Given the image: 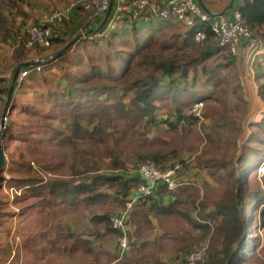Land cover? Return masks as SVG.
<instances>
[{
  "label": "trees",
  "instance_id": "16d2710c",
  "mask_svg": "<svg viewBox=\"0 0 264 264\" xmlns=\"http://www.w3.org/2000/svg\"><path fill=\"white\" fill-rule=\"evenodd\" d=\"M27 3L30 0H0V38L12 46L14 65L9 77H0L1 106L6 103L14 71L33 49L41 51L58 47L77 33L103 23L106 14L92 17L78 4L68 18L60 23H52L50 46L39 43L27 46L28 34L22 31L25 22L16 31L7 26L12 21L7 15L12 8H19L32 26L40 24L41 18L38 15L33 17L25 9ZM115 6L116 0L110 16L98 30L81 38L61 57L43 64L40 70L25 66L30 72L15 86L2 140L9 143L15 140L35 142L45 138L59 139L64 135L71 142L85 138L103 139L108 134V128H117L121 119L126 121L129 129L147 135L146 138L154 133L150 141L139 144L141 147L136 152L135 166L146 159L163 171L178 166L177 179L181 185L176 190H169L165 182H159L153 194L135 202L127 228L134 224L138 229L137 234L141 236V227L151 226L156 216L169 218L179 213L181 195L184 192L200 194L203 189L199 183H194L190 173L200 169L205 171L209 182L225 186V192L214 202L213 209H209L207 199L200 203V218L205 222L195 223L214 233L206 260L199 264H252V261L254 264L257 261L264 264V256L259 253L262 236L255 233L257 229H264V182H252L251 179L264 161V111L262 118L251 124L248 136L240 140V154L236 161L234 153L228 159L226 152L222 155L213 149H205L190 165H186L184 159L177 158L180 148L175 136L183 131H199V126L207 129V132L203 131L209 147L225 146L227 151L232 145L238 146L241 129L233 107L228 112L225 106L229 103V89L218 83L221 77L237 78L231 71L228 72L238 66L236 55L218 44L219 38L206 22L184 28L173 17L145 21L143 16L135 18L133 10L126 9L124 15L111 26ZM232 10L242 13L254 39L264 37V0H237ZM76 14H81L79 22L74 17ZM154 24L158 27L175 24L180 32L161 38L153 32ZM78 26L80 28L77 29ZM198 29L206 31L208 35L204 46L194 40ZM166 30L163 27L159 32ZM80 48L83 52H79ZM61 49L58 47L52 54L44 53L41 56L52 58ZM263 65L260 62L255 64L259 75L262 74ZM232 86H236L234 82ZM259 87L264 98V82ZM200 104L205 106L201 110L204 121L190 112ZM218 106L220 111L216 109ZM14 114L23 116L18 119ZM210 120H214L215 128L221 126L222 130H214ZM63 123L67 125L68 132H65ZM166 133L173 135V140L164 139L162 135ZM5 145L8 149L9 144ZM21 162L17 165L27 166L24 161ZM28 168H33L30 163ZM128 168L124 161L116 159L108 170L96 167L91 169V173L87 169L85 174H82V170H75L69 177L46 179L34 173L27 177L7 179L3 175L0 190L4 184L21 189L23 195L18 196L17 201L27 202L22 212L30 215L35 210L47 222L57 212L78 211L112 199L125 207L139 184L144 182L136 169L128 172ZM181 172L184 176L180 175ZM10 215L12 217V213H7L0 205V225ZM91 220L96 226L105 224L109 231L118 236L119 232L110 228L109 214L96 212ZM47 225L44 224V228ZM92 232L87 229L79 235L68 225H59L56 231L60 238L65 239L64 251L68 253L92 250L94 241L87 237ZM48 234L49 230L43 231L41 239L48 240ZM94 234L101 233L94 231ZM253 234L255 236L250 237ZM57 240L52 239L54 242ZM34 242L29 239L26 247L31 250ZM134 244L137 247V243ZM118 253L120 255L119 248ZM9 254H13L11 245L0 242V257ZM14 258H19L18 251ZM157 262L167 263L161 258ZM143 263L146 264L145 261Z\"/></svg>",
  "mask_w": 264,
  "mask_h": 264
},
{
  "label": "rangeland",
  "instance_id": "374dc122",
  "mask_svg": "<svg viewBox=\"0 0 264 264\" xmlns=\"http://www.w3.org/2000/svg\"><path fill=\"white\" fill-rule=\"evenodd\" d=\"M73 1L77 2L80 0H30V3L26 4L25 9L27 8V11L32 13L33 17L38 15L42 21L44 16L49 14L54 8L64 7L66 6L65 4H70ZM20 13L19 8H12L7 15L14 24L8 22L7 26L16 31L24 21L25 24L22 27V31L26 33L28 28L32 26V22L27 19L28 17L25 14ZM80 15L76 14L74 16L78 22L81 20ZM70 25L72 26L73 22ZM154 25L153 32H156L161 38H167L174 32H180V29H177V25L175 24L163 25L167 29L164 33L159 32L163 27ZM82 33L83 37L88 36L84 35L85 32L82 31L70 40L64 41L58 47L64 50L72 40ZM58 47L53 46L51 49H41V51L33 49L24 62L37 58L48 60L50 58L46 56L42 57L41 54H52ZM250 47L253 49L250 53L258 60L256 63L264 61V56L258 57L257 55L259 49H264V43L262 45L261 41L253 38L250 42ZM79 52H83V49L80 48ZM79 52L76 51L78 55H80ZM12 54V46L0 38V77H9L11 75L14 68V65H12ZM253 66L255 65H251L252 69H246V67L239 65L233 68V70H228V72L231 71L232 74L236 75L237 78L221 77L218 80L221 87L229 89V103L227 102L225 106L228 112L232 111L231 107H233L234 115L241 129L237 139L238 146L232 145L227 151L225 150V146L209 147L204 134V131L206 130L205 132H207V129L201 126H199V131H183L175 136V140L180 148V154L177 158L184 159L186 165L193 164L205 149L209 151L213 149V151L222 155L226 152L225 157L228 159L232 158L234 153V161L237 160L240 154V140L248 136L252 128L251 124L259 121L264 111V98L259 87L264 82V65L261 70L262 74L260 75L257 73L256 68L253 70ZM233 82L236 85L234 88L232 86ZM5 104L3 106L0 104V131H3L5 128L1 126ZM200 107L201 110H204L205 106L202 105ZM216 109L220 111V106L216 107ZM6 114L4 118L5 126L8 121ZM21 116L23 114H14L16 118ZM199 120L204 121V116ZM213 121L210 120V124L214 130L221 131L222 127L215 128V125L212 123ZM62 125L65 132H68L67 125L65 123ZM150 135L149 138H146L147 135L141 134L137 130L129 129L126 121L121 119L117 128H108V134L103 139L91 140L85 138L71 142L64 135L59 139L50 140L49 138H45L42 141L35 142L15 140L9 143L2 140L6 152V165L3 175L7 179L11 177H27L34 173L46 179L69 177L75 170H82V174H85L87 169L89 170L88 173H91V169H95L96 167L100 168V170H108L112 168V164L116 159L124 161L129 167L128 172H133L142 162L140 161L135 166L136 152L141 147L139 144L145 141L147 143L152 137L154 138V133ZM172 136L170 133L162 135L168 141L173 140ZM5 144H9L8 149H6ZM21 161H24L27 166H18L17 163L22 164ZM28 163L32 165V169L28 168ZM190 173L192 174L194 183H199L203 188L200 194L184 192L179 201L181 211L169 218L156 216L151 226L141 227V236L137 234L138 229L135 228V225L131 224L127 230L134 243H137V247L136 244H133V252L125 257H121L118 253L117 235L109 231L105 224L96 226L91 219L96 212L100 214L107 213L110 217V228L112 229L111 217L114 214L122 212L126 206L124 207L112 199L101 205L83 207L78 211L57 212L51 220L49 219L46 222L45 218L36 213L35 210L30 215L23 213L22 211L26 208L27 202L17 201V197H22L21 195H23L22 190L10 188L4 184L0 190V205H2L7 213L11 212L12 217L11 215L6 217L4 223L0 225V242L3 244H7L8 242L11 245L13 254L12 256L9 254L0 257V264H141L144 261L146 264H158L157 261L160 258L167 261L164 264H186L184 259H188L193 251L200 249L204 245H208L209 248L212 244L211 240L214 231L211 230L209 232V230L203 229L195 223L197 221H204L200 218L201 201L207 199L209 209H213L214 202L223 197L225 192V186L222 184L209 182L205 171L195 169L190 171ZM180 175L184 176L182 172ZM185 175L187 176V171ZM251 179L252 182H264V178L260 180L256 172L251 175ZM46 223L48 225L44 228V224ZM59 225H68L72 229H75L79 235L87 229L92 230L93 232L87 236L94 241L92 250L88 252L79 250L75 253L65 252L63 246L65 239L60 238V235L56 233L59 230ZM46 230H49L48 240L44 241L41 239V236L43 235V231ZM94 231H99L101 234L96 235ZM255 233L262 235V242H264V229H257ZM254 236L255 234L250 235V237ZM54 238L58 240L56 242L52 241ZM29 239L33 242L35 241L31 250L30 247H26ZM17 251L19 252V258L16 259L14 257ZM259 253L264 256V243H262ZM252 264H254V261H252ZM255 264H259V262L257 261Z\"/></svg>",
  "mask_w": 264,
  "mask_h": 264
},
{
  "label": "built area",
  "instance_id": "2783aa9c",
  "mask_svg": "<svg viewBox=\"0 0 264 264\" xmlns=\"http://www.w3.org/2000/svg\"><path fill=\"white\" fill-rule=\"evenodd\" d=\"M110 2L111 0H80L65 4L66 6L64 7L54 8L49 14L44 16L40 24L28 28L26 31L28 34L27 46H32L35 43L50 46L53 31L52 23H60L65 18H68L78 4H81L92 16L96 17L107 12ZM126 9L129 11L133 10L135 18L143 16L145 21H149L152 18L173 17L183 22L188 28L195 27L201 22L209 23L212 31L219 38L218 44L228 48L233 55H237L240 52L247 40L253 39L252 31L245 23L239 10L231 9L224 14L211 13L205 10L198 0H116L115 10L110 20L111 26L124 15V10ZM207 38L206 31L202 29H198L194 34L195 42L201 46L206 44ZM40 60L44 59L29 60L32 62L30 67L40 70L43 65L37 63ZM29 72L30 69H26L23 66L19 72L16 84H20ZM200 106L202 104L196 106L190 112L199 118H203ZM177 168L178 166L163 171L150 159H146L138 165L136 171L144 179V182L139 184L133 198L126 203L125 209L111 217L112 229L119 232L117 245L121 257L132 253L134 249V240L127 230V220L135 202L142 197L153 194L157 184L161 181L167 184L169 190H176L181 185V182L177 179ZM257 174L259 178L264 177V161L260 164ZM207 251L208 245L196 249L189 255L187 264L203 263L206 260Z\"/></svg>",
  "mask_w": 264,
  "mask_h": 264
},
{
  "label": "water",
  "instance_id": "95a60500",
  "mask_svg": "<svg viewBox=\"0 0 264 264\" xmlns=\"http://www.w3.org/2000/svg\"><path fill=\"white\" fill-rule=\"evenodd\" d=\"M198 2L201 4V6L205 10H207L208 12H210L209 9L206 6L204 0H198ZM233 5H234V0H231L230 3H229V5L222 12H220L218 14H224V13L229 12L232 9ZM112 7H113V0H111V2H110V6H109V8H108V10H107V12L105 14L103 23L110 16L111 11H112ZM90 33H92V30L85 32L84 35H89ZM81 37H83V34L78 35L76 37V39L72 40L70 42V44L66 48H64V50L62 49V51L58 52L52 58H50L48 60H40L37 63H40V64H48V63L56 60L57 58L61 57L65 53V51L68 50ZM31 65H32V62L26 61V62L20 64L16 68V70L14 71L13 79H12L11 84H10V88H9V91H8V95H7V99H6V104H5V108H4V112H3V116H2L1 126H3V127H5V122H4L5 114H6L7 110H8V107H9V104H10V101H11V98H12V95H13V92H14V89H15V86H16V83H17V78L19 76V72H20V70H21V68L23 66H31ZM2 138H3L2 131H0V184H1V179L3 177V168H4V165H5V162H6V152H5V148L3 147V144H2Z\"/></svg>",
  "mask_w": 264,
  "mask_h": 264
},
{
  "label": "crops",
  "instance_id": "0c3cea01",
  "mask_svg": "<svg viewBox=\"0 0 264 264\" xmlns=\"http://www.w3.org/2000/svg\"><path fill=\"white\" fill-rule=\"evenodd\" d=\"M230 1L231 0H208V1L207 0H204L207 8L209 9V11L211 13H220V12H222L229 5ZM236 1L237 0H234V5H235ZM176 22L179 23V24H182L184 28H188V27H186L184 25L183 22H181V21H179L177 19H176ZM102 24L103 23L101 22V23L95 25V27H92L91 29H89L87 31H90V30H92V31L93 30L94 31L95 30H98V28ZM87 31H83V32H87ZM263 32H264V29H263ZM251 40L252 39H250L249 41L247 40L246 43H245V45L240 50V52L236 55L238 66L240 65L242 67H246V69H252L251 68V65H255L256 62L258 61V60H256L254 58V55H252V53H250L253 50L250 47V45H249ZM256 40L261 41V44L263 45V43H264V37L263 38H258ZM257 55H258V57L264 56V49H259V51H257ZM259 62L262 63V65L264 64V61H259ZM261 68L263 69L262 66H261ZM254 69H255V66H253V70ZM262 243H264V242H262Z\"/></svg>",
  "mask_w": 264,
  "mask_h": 264
}]
</instances>
